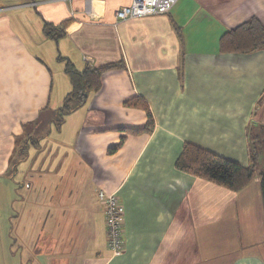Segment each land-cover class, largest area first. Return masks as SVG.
I'll return each mask as SVG.
<instances>
[{"label":"crops","instance_id":"obj_1","mask_svg":"<svg viewBox=\"0 0 264 264\" xmlns=\"http://www.w3.org/2000/svg\"><path fill=\"white\" fill-rule=\"evenodd\" d=\"M130 2L0 0V264H264L243 251L264 235L258 188L233 191L175 164L186 143L249 164L250 136L264 128V47L222 51L219 39L251 18L264 27V0H178L165 14L118 20ZM44 20L63 28L58 38L44 35ZM60 57L78 70L124 66L102 73L57 128L71 89ZM133 98L151 130H129L147 119L126 104ZM52 133L50 162L36 152L11 170L17 146ZM19 169L16 187L7 174ZM97 189L122 207L115 254Z\"/></svg>","mask_w":264,"mask_h":264},{"label":"trees","instance_id":"obj_2","mask_svg":"<svg viewBox=\"0 0 264 264\" xmlns=\"http://www.w3.org/2000/svg\"><path fill=\"white\" fill-rule=\"evenodd\" d=\"M63 27L66 21L62 22ZM42 31L45 36L58 38L63 31L60 25L52 24L44 20ZM181 38V35H179ZM219 47L222 51L250 52L264 47V27L260 22L251 18L238 26L222 33L219 39ZM62 58V57H60ZM64 60V72L67 74L71 89L64 96L61 105L55 110L52 122L58 128L64 121L65 116L84 103L88 91H96L101 85V75L107 70L123 67V61L106 62L98 65H87L78 70L67 58ZM127 105L142 108L146 112V123L142 128L129 129L131 132L149 131L153 127V117L146 105L140 98H133L126 102ZM30 139V138H29ZM39 138H32L31 143L37 145ZM123 142L120 141L109 147L108 151H115ZM27 142L17 146L14 151V162L11 170L16 169L19 161L26 155ZM249 164L246 166L215 154L207 149L192 143H186L176 158V166L196 177H200L216 183L233 191H240L252 182L260 159L264 161V128L259 127V132H254L249 140ZM260 198L264 222V166L260 171Z\"/></svg>","mask_w":264,"mask_h":264},{"label":"built area","instance_id":"obj_3","mask_svg":"<svg viewBox=\"0 0 264 264\" xmlns=\"http://www.w3.org/2000/svg\"><path fill=\"white\" fill-rule=\"evenodd\" d=\"M177 1L178 0H131L128 5H124L115 10V17L118 20H123L139 16L165 14L171 10ZM96 196L104 209L107 245L110 251L115 254L123 248L122 207L114 193L107 192L103 189H97Z\"/></svg>","mask_w":264,"mask_h":264},{"label":"rangeland","instance_id":"obj_4","mask_svg":"<svg viewBox=\"0 0 264 264\" xmlns=\"http://www.w3.org/2000/svg\"><path fill=\"white\" fill-rule=\"evenodd\" d=\"M55 141H56L55 140V133H52V135H47L44 139L43 138L40 139V143L37 145V147L31 145V149L28 150V148H27L25 158L23 159V162L22 161L21 162L22 163H25L27 161L29 163L33 162L36 152H41L39 161L46 159V161H47L46 163L50 162L52 157H53L52 154L54 155V152L57 150V149H54V150H52V152L50 151V146ZM21 145H23V143ZM32 148H34V149H32ZM263 166H264V161L261 158L259 161V164L256 168L255 176L252 180V185H251L252 188H258L259 191H260V171H261V169H263ZM16 167H17V165H16ZM20 172L21 171L19 169V170H16L14 176L11 173L7 174L9 177H11V180L14 182L16 187H19L20 183H21L20 182L21 180H19L18 176H17L18 174H20ZM254 204H253V207H254ZM17 226H18V220L13 219L12 220V233H11V237H10V242L12 245L14 244V249L16 252H17V248L19 249L18 240H17V233H18L17 232ZM39 228H40V226L37 227V229H39ZM261 235L259 236V238H262V239H257L256 242H250L249 244L243 243V249H244L243 251H249L251 253H257V254L264 257V235H262V237H261ZM239 247H240V245H238V248ZM29 253H30V251H29Z\"/></svg>","mask_w":264,"mask_h":264}]
</instances>
